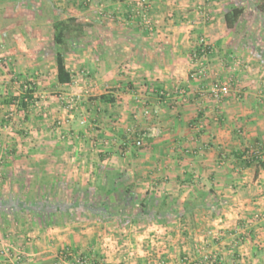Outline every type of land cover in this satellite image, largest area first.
Wrapping results in <instances>:
<instances>
[{
	"label": "crops",
	"instance_id": "1",
	"mask_svg": "<svg viewBox=\"0 0 264 264\" xmlns=\"http://www.w3.org/2000/svg\"><path fill=\"white\" fill-rule=\"evenodd\" d=\"M134 1L0 0V47L11 73L0 77L4 95L19 98L31 81L41 103L22 111L21 129L32 137L10 141L53 154L3 162L0 203L21 195L5 183L11 178L12 187L22 163L39 184L47 177L93 184L103 167L123 172L120 182L133 193L178 198L179 211L187 201L209 207L127 227L88 213L39 222L31 212L2 210L0 249L11 245L21 260L0 256V264H76L80 255L91 264H264V0H156L153 34L128 23ZM237 8L243 14L228 28L225 15ZM67 17L86 28L65 58L72 82L61 85L52 25ZM202 37L211 47L207 74L192 80ZM229 79L232 90L220 100L203 93ZM63 96L79 109L66 111ZM59 131L67 141L55 139Z\"/></svg>",
	"mask_w": 264,
	"mask_h": 264
},
{
	"label": "trees",
	"instance_id": "2",
	"mask_svg": "<svg viewBox=\"0 0 264 264\" xmlns=\"http://www.w3.org/2000/svg\"><path fill=\"white\" fill-rule=\"evenodd\" d=\"M115 2V0H108ZM243 14L242 8L234 9L225 15L228 28L233 25ZM53 28L54 58L57 66V80L61 85H68L72 82V75L66 68V55L73 50L79 40L85 35L86 24L75 17L66 19H55ZM34 89L30 83L24 85L19 98H12L10 101L17 102L19 107L27 109L33 102ZM99 100L107 102L111 99L108 96H101ZM264 167V163H259ZM103 173L102 178L87 186L74 183L71 190V200L64 201L58 198L57 190L61 184L55 181L49 186L48 193L44 197L37 195L32 199L22 200L19 197L3 200L0 203V211L31 212L37 220L48 221L51 218L60 216L74 220L76 215L83 213L90 214L102 222H117L121 226L141 222L164 221L167 219L184 218L192 214L196 209L207 208V204L196 205L193 202H185L182 211L177 207L181 205L178 198L159 196L157 194H136L133 193L126 182H120L124 173L115 169L98 168ZM47 179L42 180V185H47ZM114 198V208H112ZM160 204H163L159 208ZM209 207V206H208ZM214 211V210H211Z\"/></svg>",
	"mask_w": 264,
	"mask_h": 264
},
{
	"label": "rangeland",
	"instance_id": "3",
	"mask_svg": "<svg viewBox=\"0 0 264 264\" xmlns=\"http://www.w3.org/2000/svg\"><path fill=\"white\" fill-rule=\"evenodd\" d=\"M62 4L63 5H61V7H60L61 9L64 8L63 6L66 3H62ZM91 5L94 6V4H91ZM95 9H96L95 6L91 7V11H93ZM100 13H101V11H99L98 15L97 14L96 15L100 17L101 16ZM128 21H129V19H128ZM139 27L144 29L141 26H139ZM18 69H19V67H18ZM14 72L17 73V67H16V71H15V67H14L13 73ZM10 74L11 73H10V69H9V60L7 58L5 59L4 51L0 47V77H5V76L9 77ZM19 76H21V74ZM27 77L30 78V75H27ZM4 81H5V79H3V78L0 79V92H1V94H0V186H2L1 182L3 179V177H2L3 162H5L11 158H15V159L19 158V155L22 157H24V156L32 157V156H36V155L38 156V154H40V153H42V155L45 157L46 156L49 157V156L53 155L51 153V149L50 148L48 149L47 147H43V146H40V147L34 146L33 147L32 146V147L25 149L23 147L24 144L22 141H20V143L16 142V139H15V141H10V140H13L15 137H17V139H20L21 137H23L25 139H30L32 137V134H31L32 131H30V130L26 131L25 129H21L22 124H20V123L24 118V115L22 113L23 109L19 107L17 102L9 101L7 99V97H9V96L4 95L5 90H6V87H5L6 81L5 82ZM27 82L32 84L31 81H27ZM28 83H24L23 85H27ZM63 98L64 99H67V98L71 99L74 97H64L63 96ZM39 101H40V99H37V96L33 95V102L30 104V106L37 108V106L41 105V103ZM59 101H60V103H63L62 106L65 109L64 100L59 98ZM76 101H77L76 102V104H77L76 109H79L78 100H76ZM74 111H72V112H74ZM10 114H13V115L10 116ZM4 126H11V129H7L9 127L5 128ZM62 126L60 125L58 127L61 128ZM62 133H63L62 131H59L56 135L55 139L59 142L67 141V138L64 140L62 139V137L65 136V134H62ZM20 140H22V139H20ZM27 143L30 144V142H27ZM36 148L38 149L39 152L37 151ZM18 165H17V167H18L17 169H18V171L19 170H21V171L18 173V178L12 179V183H11L12 187L9 185V181L11 180V178L10 179L8 178L6 180L5 184L8 185L9 188H16V190L19 187L20 190H18V191L22 192L20 197L24 201L27 200L28 198L32 199L33 197H35L37 195L44 197L45 194H47L49 192L48 191L49 186L52 184L51 179H49L48 177L46 178L48 181L47 185L39 184L38 182H36L37 179H35L33 177H28L26 175L27 170L25 168L27 166L22 165V163H18ZM57 181L60 182L61 186H60V188H58L56 193L58 195V198H60L64 201H68L69 199L71 200V198H72L71 190H72V186L74 183H79L82 186L91 185L89 182L81 183L80 181L77 182L76 179H75V181H72L68 178H64V179L57 180ZM12 192H13V190H12ZM13 197H18V195L16 194L15 196H12V198ZM114 201H115L114 198H112V200H111V202L113 204L112 208L115 207ZM18 216L20 217V215H18ZM28 216H30V218H32L33 215H32V213H30V214L28 213ZM78 217H82V216L76 215V218H78ZM57 218H59V217H57ZM57 218L53 222L60 221ZM60 218H62V217H60ZM64 218H66V217H64Z\"/></svg>",
	"mask_w": 264,
	"mask_h": 264
},
{
	"label": "built area",
	"instance_id": "4",
	"mask_svg": "<svg viewBox=\"0 0 264 264\" xmlns=\"http://www.w3.org/2000/svg\"><path fill=\"white\" fill-rule=\"evenodd\" d=\"M156 0H135L134 1V9L132 13L130 14L129 21L128 23H134L137 24L141 27H143L145 30H147L150 34L154 33V24L151 18V10H152V5ZM207 1H212V0H207ZM211 53V47L207 40L202 37L199 39L197 49L195 50L193 54V61H194V66L193 70L191 71L190 74V79L192 80H200L204 78L207 74V58ZM237 65L240 64V62H236ZM233 87V79L225 80L223 82H215L213 83L205 92L209 94L211 97L220 100L221 98L229 95ZM183 93V91H182ZM161 96H165L164 92L160 93ZM64 100V105L65 109L68 112H72L76 109V100L74 98H67L64 99L63 97L61 98ZM152 113V110L149 107H146L143 110V115L144 116H150ZM13 114H10L12 116ZM9 127L7 129H11V126H4ZM146 135H142L141 137L137 138L133 145L136 148H142L144 145V137ZM67 136H63L62 139H66ZM13 248L11 245H5L0 249V256L5 257L9 259L10 261H20L21 260V254H13ZM76 264H91L90 258L88 256H78L75 259Z\"/></svg>",
	"mask_w": 264,
	"mask_h": 264
}]
</instances>
